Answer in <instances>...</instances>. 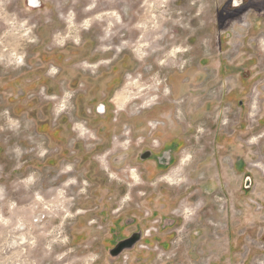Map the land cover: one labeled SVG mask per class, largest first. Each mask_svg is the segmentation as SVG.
<instances>
[{
  "label": "rangeland",
  "instance_id": "obj_1",
  "mask_svg": "<svg viewBox=\"0 0 264 264\" xmlns=\"http://www.w3.org/2000/svg\"><path fill=\"white\" fill-rule=\"evenodd\" d=\"M39 1L0 0V264H264V0ZM151 122L193 133L135 185Z\"/></svg>",
  "mask_w": 264,
  "mask_h": 264
},
{
  "label": "flooded vegetation",
  "instance_id": "obj_2",
  "mask_svg": "<svg viewBox=\"0 0 264 264\" xmlns=\"http://www.w3.org/2000/svg\"><path fill=\"white\" fill-rule=\"evenodd\" d=\"M251 25L253 26V30H254V26H256V24L253 25L251 23ZM255 31H257V30H255ZM261 41H262L263 47H264V40H261ZM220 71H221V74L225 73V70L222 67H221ZM241 79L242 80L239 79L240 81H238V84L233 86L234 88L230 91V93L228 95L229 100H231V101L236 100L237 98H239V97H241L247 93L249 81H247L244 78H241ZM102 106L106 109V107L104 105H102ZM158 108L160 109L161 107H158ZM100 112L101 111L99 110V113L98 112L97 113L100 115H106L107 114V113L104 114L105 112L103 114ZM255 112H256V103H255ZM251 116H253V118H254L256 115L254 116L251 114ZM260 123L261 124L264 123V117H262ZM243 126H244V122L241 121L239 130H241V131L244 130ZM160 128H161V130L170 129V127L164 128V126L160 127ZM136 130L139 131L141 133V135H144V132L146 130L149 131L148 135L141 139V144H143L144 147H143V150L141 151V153L138 157V162H140V164L143 165V168H145V171L140 173V176L143 179V181H152L156 177L157 174L163 173L164 171H166L167 169L172 167L174 164H176L178 159H179L180 152L183 150L184 146L187 145V142H188L187 138L193 133L191 131V128H189L187 131H185V133L184 132L182 133L181 132L182 130L180 128H176L174 130L176 132L173 131V132H167V133L163 132V131H159L160 129L156 130L155 128H149V127L147 129L139 128ZM170 130H173V129L171 128ZM132 132H133V130H131V129L129 130L128 128H126L124 130V133H127V135L129 137L132 136V134H133ZM107 136H108V134H107ZM223 137L225 139L224 141H221L222 137H220V142L218 139V142L220 144H223L222 145L223 149L224 150L227 149L229 152H231L233 154L234 157L240 156V158H242L241 156H244V150L240 146V144L234 138H226L225 136H223ZM131 139H129V140H131ZM256 140H257V138H254L252 141L255 142ZM148 144H149V146H148ZM246 153H247V151H246ZM248 156H249V159L253 158V154L251 152H248ZM234 165H235V167H240L241 163L236 164V162L234 161ZM256 165L257 164H254V165H252V167L255 168ZM254 172L256 173L255 176L257 177V169L256 168H255ZM163 180H167L170 184H173L170 181V175L163 177ZM203 180H205L204 182L206 183L207 179L204 178ZM180 181L181 180H179V182ZM246 182H249L250 186L252 185V179L250 177L247 178ZM162 205L163 206H173L174 204L172 203V201L166 200L162 203ZM158 215H163V216H161L162 218H160L161 219L160 221H162V223H163L167 217L165 209H161L160 213H157V211H154V213L152 214V218H156V217H158ZM164 226L165 225L161 224L159 231H156L155 229H153L151 231H147V232L143 233V235L141 233L135 232L132 235L127 236V237L120 239V240H117V241H115L113 239L114 241L112 240V242L115 243L114 244L115 248L118 247V245L120 243L128 241L130 239H138L137 244L144 242L145 244L142 245V247L145 248L146 250H149V247L154 249V248H158V247L169 246L170 241L168 238L170 236L169 237H166V236L163 237ZM151 235H153V237H152V239H149ZM153 243H155V244L157 243L158 247L157 246L156 247L150 246ZM119 256H117V257H119ZM114 258H116V257H114Z\"/></svg>",
  "mask_w": 264,
  "mask_h": 264
},
{
  "label": "bare ground",
  "instance_id": "obj_3",
  "mask_svg": "<svg viewBox=\"0 0 264 264\" xmlns=\"http://www.w3.org/2000/svg\"><path fill=\"white\" fill-rule=\"evenodd\" d=\"M31 6H32V8H37V6H39L40 5V1L39 0H31ZM149 127L150 128H155L156 130L159 128V126H158V124H156V123H154V122H151L150 124H149ZM150 142V141H149ZM150 144V143H149ZM158 144V143H157ZM187 159H189V158H187V157H185L183 160H182V162L180 163L181 164V166H180V168H178L179 170H180V172L182 171V168L185 166V164H186V162H187ZM178 170V171H179ZM180 174L181 173H179V172H174L173 173V175H170V181H171V183H173V184H177L178 182H179V180H180ZM131 176H132V179L134 180V183H135V185H138V184H140V182H141V178H140V175L137 173V172H135L134 170L132 171V174H131ZM130 186V185H129ZM129 200V199H128ZM125 202V201H124ZM187 209V208H186ZM188 210V209H187ZM190 210V209H189ZM186 211V210H185ZM192 211V210H191ZM192 212H194V211H192ZM190 213V211H188L187 212V214H189ZM190 217V215H187V217Z\"/></svg>",
  "mask_w": 264,
  "mask_h": 264
},
{
  "label": "water",
  "instance_id": "obj_4",
  "mask_svg": "<svg viewBox=\"0 0 264 264\" xmlns=\"http://www.w3.org/2000/svg\"><path fill=\"white\" fill-rule=\"evenodd\" d=\"M138 242V239H130L128 241L122 242L114 250L110 252L112 257H117L122 254L124 251L133 248Z\"/></svg>",
  "mask_w": 264,
  "mask_h": 264
},
{
  "label": "crops",
  "instance_id": "obj_5",
  "mask_svg": "<svg viewBox=\"0 0 264 264\" xmlns=\"http://www.w3.org/2000/svg\"><path fill=\"white\" fill-rule=\"evenodd\" d=\"M255 168L256 169H260L261 168V170L263 171V173H264V165H262V164H257L256 166H255ZM258 174H259V172L257 171V178H258ZM254 215L256 216V213H254ZM255 221H256V218H255ZM155 249H158V248H155ZM151 250V249H150ZM151 251H153V250H151ZM146 260H144V262H145ZM141 264H143V263H141Z\"/></svg>",
  "mask_w": 264,
  "mask_h": 264
}]
</instances>
